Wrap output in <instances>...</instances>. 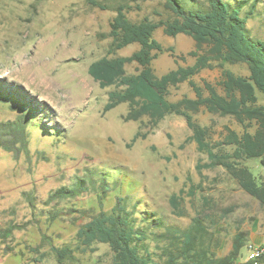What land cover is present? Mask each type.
<instances>
[{
	"label": "rangeland",
	"instance_id": "obj_1",
	"mask_svg": "<svg viewBox=\"0 0 264 264\" xmlns=\"http://www.w3.org/2000/svg\"><path fill=\"white\" fill-rule=\"evenodd\" d=\"M178 1L185 10L206 3ZM228 1L245 4L249 35L264 40V0ZM118 6L131 21L174 17L164 0H0V264H112L107 243L84 245L76 233L100 211L110 213L118 198L143 234L137 244L150 255V264H165L167 251L179 247L168 228L186 230L194 217L204 226L194 247L207 258L226 256L239 230L264 232V204L222 166L196 170L207 154L198 150L182 115L168 114L153 124L147 115L124 121L126 102L104 110L108 92L124 86L101 87L88 72L90 63L128 56L139 47L133 42L108 52ZM153 36L164 47L152 52L157 76L193 63L191 56L181 60L166 50L172 46L173 54L186 53L195 47L191 37L168 36L162 26ZM224 67L248 74L244 63ZM139 69L136 62L124 65L126 74ZM220 70L213 62L192 80L215 84ZM183 96L194 97L187 81L168 87L169 101ZM257 103L264 105L259 91ZM193 118L208 126L212 142L221 138L224 126L241 130L232 117L204 108ZM136 131L145 137L132 142ZM244 163L264 182L258 159ZM74 187L75 195L48 201L56 189ZM244 243L233 264H264V256L249 259L247 237ZM65 246L71 254L60 259L54 248Z\"/></svg>",
	"mask_w": 264,
	"mask_h": 264
},
{
	"label": "trees",
	"instance_id": "obj_2",
	"mask_svg": "<svg viewBox=\"0 0 264 264\" xmlns=\"http://www.w3.org/2000/svg\"><path fill=\"white\" fill-rule=\"evenodd\" d=\"M164 1L174 14L168 21L154 22L147 17L131 21L123 6L116 8L110 22L112 46L108 52L113 53L133 42L139 47L128 56H103L90 63L88 72L101 87L114 83L124 86L108 92L104 110L126 102L128 109L124 121H135L147 115L153 124L168 114L182 115L198 150L207 154V162L196 163V170L222 166L245 192L264 204V182H258L244 163L247 159H258L264 168V105L257 103V91L264 94V40L249 35L247 15L242 12L245 4L234 6L228 0H206L204 6L199 4L195 9L185 10L178 0ZM253 7L254 4L250 5L251 9ZM160 26L168 36L184 34L191 37L195 47L178 55L173 54L172 46L167 47L175 58L184 60L191 56L194 61L190 65H177L157 76L151 62L155 58L153 51L164 50L153 36ZM129 62L140 66L137 73H125L124 65ZM213 62L221 69L217 82L213 84L204 80L201 85L196 84L192 77L202 69L212 67ZM225 63H244L248 74H237L224 67ZM184 81L191 86L194 97L183 96L169 101L166 98L168 87ZM201 108L232 117L240 124L241 130L224 126L221 138L212 142L208 126L200 125L193 118ZM252 124L254 130H250ZM138 137H145V134L136 131L131 141ZM77 191V187L56 189L50 193L48 201L67 194L75 195ZM120 201L118 198L110 213L100 211L82 224L77 237L84 245L107 243L112 252V264H150V255L142 254L137 244L143 234L134 228ZM172 205L176 206L175 198H172ZM203 229L198 217L193 218L186 230L168 228L170 235L179 239L180 244L176 250L167 251L165 264H233L245 244V232L239 230L234 234L231 250L226 256L212 259L201 255L194 247L196 235ZM54 251L60 259L71 254L68 246L54 248Z\"/></svg>",
	"mask_w": 264,
	"mask_h": 264
},
{
	"label": "crops",
	"instance_id": "obj_3",
	"mask_svg": "<svg viewBox=\"0 0 264 264\" xmlns=\"http://www.w3.org/2000/svg\"><path fill=\"white\" fill-rule=\"evenodd\" d=\"M247 243H251L254 245H262L264 246V232L260 231V228L250 229L247 234Z\"/></svg>",
	"mask_w": 264,
	"mask_h": 264
},
{
	"label": "built area",
	"instance_id": "obj_4",
	"mask_svg": "<svg viewBox=\"0 0 264 264\" xmlns=\"http://www.w3.org/2000/svg\"><path fill=\"white\" fill-rule=\"evenodd\" d=\"M248 248H249V259L250 260L256 261L257 259L264 256V246L254 245V244L249 243Z\"/></svg>",
	"mask_w": 264,
	"mask_h": 264
}]
</instances>
